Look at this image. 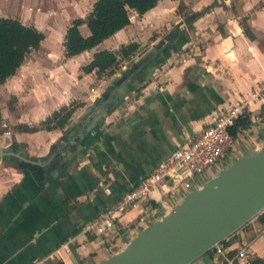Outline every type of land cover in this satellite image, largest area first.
Returning <instances> with one entry per match:
<instances>
[{"label": "crops", "instance_id": "crops-1", "mask_svg": "<svg viewBox=\"0 0 264 264\" xmlns=\"http://www.w3.org/2000/svg\"><path fill=\"white\" fill-rule=\"evenodd\" d=\"M243 23L255 40L245 35ZM63 41L66 63L46 75L43 94L33 83L27 100L9 86L18 76L39 77L38 68L27 73L22 67L0 85L15 99L14 111L0 108L6 129L0 138V264H33L49 256L53 263L98 264L124 250L139 235L134 227L146 205L121 216L108 238L84 233V226L217 112L250 99L264 82V0H164L142 17L133 14L130 26L91 51L67 59ZM130 43L142 50L112 76L82 71L97 51ZM77 101L84 106L62 130H14ZM263 107L258 100L250 109L261 118ZM246 136L247 146H235L236 160L263 143V124ZM243 249L249 264H264V222L258 217L232 235L223 252L213 249L193 264H242L237 255Z\"/></svg>", "mask_w": 264, "mask_h": 264}, {"label": "water", "instance_id": "water-1", "mask_svg": "<svg viewBox=\"0 0 264 264\" xmlns=\"http://www.w3.org/2000/svg\"><path fill=\"white\" fill-rule=\"evenodd\" d=\"M264 211V141L98 264H193Z\"/></svg>", "mask_w": 264, "mask_h": 264}, {"label": "built area", "instance_id": "built-area-1", "mask_svg": "<svg viewBox=\"0 0 264 264\" xmlns=\"http://www.w3.org/2000/svg\"><path fill=\"white\" fill-rule=\"evenodd\" d=\"M258 100H262L264 104V82L255 89L250 99L217 112L212 123L178 145L134 188L87 223L83 228L84 233L108 238L116 233L121 216L136 207L146 205L148 209L134 227L140 234L144 223L161 219L195 190L228 169L237 161L235 146H247L246 133L251 129H239L236 135H232L231 128L236 121L247 118L252 127L264 126L259 114L250 109L251 103ZM260 215H264V211ZM214 250L223 252L221 245ZM52 258L49 256L37 259L33 264H49ZM237 258L242 264H249L250 254L247 249H243L239 251Z\"/></svg>", "mask_w": 264, "mask_h": 264}, {"label": "trees", "instance_id": "trees-1", "mask_svg": "<svg viewBox=\"0 0 264 264\" xmlns=\"http://www.w3.org/2000/svg\"><path fill=\"white\" fill-rule=\"evenodd\" d=\"M162 1L164 0H96L85 17L74 19L67 27L63 41L65 58H73L99 47L106 40L130 26L133 14L142 17ZM183 6L184 4L180 3L179 8L182 9ZM83 27L88 29V35L83 33ZM243 29L249 39H256L246 23H243ZM45 39V33L35 25H27L18 18L0 16V85L17 75L28 57L41 48ZM141 50V46L137 43L122 45L120 49L113 51L99 50L94 54L92 61L82 68V71L86 74L96 71L98 75L112 76L121 68L123 61L130 60ZM14 100L10 102L12 111L15 110ZM83 106V103H71L56 110L38 124L32 126L19 124L14 127V130L21 133L62 130L70 123L75 112ZM262 110L261 119L264 121V107ZM251 127L252 123L249 119H238L231 128V133L236 135L239 129ZM5 132L4 118L0 110V138ZM258 218L264 222V215ZM231 239L232 236L220 245L227 248ZM231 256L235 257V252ZM49 264L60 263L50 262ZM234 264L239 263L235 260Z\"/></svg>", "mask_w": 264, "mask_h": 264}, {"label": "rangeland", "instance_id": "rangeland-1", "mask_svg": "<svg viewBox=\"0 0 264 264\" xmlns=\"http://www.w3.org/2000/svg\"><path fill=\"white\" fill-rule=\"evenodd\" d=\"M95 1L0 0V16L18 18L27 25H35L46 35V40L41 48L28 57L22 68V71L27 73H32L38 68L41 71L40 76L33 79L30 76L26 78L18 76L12 79L9 82L11 92L13 90H18L19 94L24 92L28 100L31 96L30 85L33 87V83L38 86L40 95L47 90L46 75L66 63L61 47L66 28L73 19L85 16ZM8 95L6 90L0 92V108L4 111H8L13 97Z\"/></svg>", "mask_w": 264, "mask_h": 264}]
</instances>
